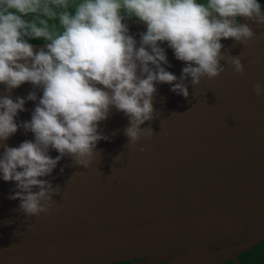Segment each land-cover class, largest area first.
Instances as JSON below:
<instances>
[{
  "label": "water",
  "instance_id": "1",
  "mask_svg": "<svg viewBox=\"0 0 264 264\" xmlns=\"http://www.w3.org/2000/svg\"><path fill=\"white\" fill-rule=\"evenodd\" d=\"M123 22L139 47L146 23ZM240 22L250 24L254 39L221 43L222 51L241 54L243 75L227 66L195 87L189 77L188 98L156 83V117L141 125L155 134L135 145L125 135L128 117L112 106L98 127L109 139L97 143L91 165L65 156L41 177L62 189L48 212L27 217L20 201L9 199L15 182L0 174V264H219L264 239V95L253 91L256 82L264 85V26ZM29 43L38 52L48 42ZM161 47L171 65L163 66L179 77L185 63L166 42ZM32 91L34 101L27 99ZM42 95L28 82L11 91L0 83V97L25 98L18 125L31 120ZM25 140L34 142V133L19 127L0 144Z\"/></svg>",
  "mask_w": 264,
  "mask_h": 264
},
{
  "label": "clouds",
  "instance_id": "2",
  "mask_svg": "<svg viewBox=\"0 0 264 264\" xmlns=\"http://www.w3.org/2000/svg\"><path fill=\"white\" fill-rule=\"evenodd\" d=\"M126 17L147 25L139 47ZM241 18L264 26L259 0H0V83L8 91L25 82L43 91L31 120L19 125L15 117L26 110L25 98L0 97V141L19 127L35 136L18 147L0 144V174L17 189L9 199H18L27 217L48 212L62 189L41 177L50 176L65 156L89 167L97 143L109 139L98 127L112 106L128 117L125 135L135 145L155 134L151 125H141L156 117V83H168L188 98L189 77L195 87L227 66L243 75L241 54L222 51L221 43L232 39L235 47L254 39L255 31ZM49 20H58L62 31ZM29 38L47 41L46 49L34 51ZM164 42L186 65L179 77L163 66L169 65ZM253 91L264 95V85L256 82ZM27 99L36 100V92ZM50 149L59 155L53 158Z\"/></svg>",
  "mask_w": 264,
  "mask_h": 264
},
{
  "label": "flooded vegetation",
  "instance_id": "3",
  "mask_svg": "<svg viewBox=\"0 0 264 264\" xmlns=\"http://www.w3.org/2000/svg\"><path fill=\"white\" fill-rule=\"evenodd\" d=\"M257 245H260L258 250L254 249V247H252V249L249 250L248 252L243 251L239 254V258H240L239 261L241 262V264H245L246 259L251 257V256H252V258H251L250 264H264V239L257 242ZM234 261H236V260L232 259L228 262L223 261L219 264H237ZM137 262L138 261H127V262H119V263H114V264H138ZM156 264H164V263L158 262Z\"/></svg>",
  "mask_w": 264,
  "mask_h": 264
},
{
  "label": "rangeland",
  "instance_id": "4",
  "mask_svg": "<svg viewBox=\"0 0 264 264\" xmlns=\"http://www.w3.org/2000/svg\"><path fill=\"white\" fill-rule=\"evenodd\" d=\"M69 11H74V7L70 5ZM48 23H49L50 26L55 25V26H56V28H55L56 31H62V29H60V26H59V22H58V20H49ZM32 40H33L32 38H29V39H28V42H31ZM256 245H257V243H254V244H252L251 247L248 248V250H247V249H243V250L241 249V250H238L237 252H235L233 256H235L236 258H232V259H235V260H236V261H234V262H236L237 264H241V262L239 261V259H240V258H239V254H240L241 252H243V251H244V252H248L249 250L252 249V247H254V249H257V250H258V248H259L260 245H257V246H256ZM251 258H252V256L246 259V263H247V264H250ZM232 259L229 258V259H227V260L224 261V262H228V261H230V260H232ZM160 262H161V261H160ZM162 263H164V262H162ZM246 263H245V264H246ZM164 264H165V263H164Z\"/></svg>",
  "mask_w": 264,
  "mask_h": 264
},
{
  "label": "trees",
  "instance_id": "5",
  "mask_svg": "<svg viewBox=\"0 0 264 264\" xmlns=\"http://www.w3.org/2000/svg\"><path fill=\"white\" fill-rule=\"evenodd\" d=\"M259 2L261 3V6H264V0H259ZM44 41L43 39H33L31 42H41Z\"/></svg>",
  "mask_w": 264,
  "mask_h": 264
}]
</instances>
